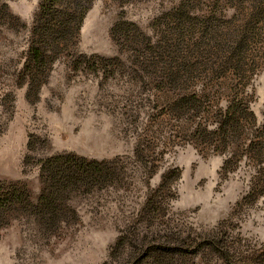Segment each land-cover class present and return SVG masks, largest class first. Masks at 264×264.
<instances>
[{
	"label": "rangeland",
	"instance_id": "1",
	"mask_svg": "<svg viewBox=\"0 0 264 264\" xmlns=\"http://www.w3.org/2000/svg\"><path fill=\"white\" fill-rule=\"evenodd\" d=\"M41 3L0 27V190L36 207L67 155L109 179L17 213L0 264H264V0H95L31 94Z\"/></svg>",
	"mask_w": 264,
	"mask_h": 264
},
{
	"label": "trees",
	"instance_id": "2",
	"mask_svg": "<svg viewBox=\"0 0 264 264\" xmlns=\"http://www.w3.org/2000/svg\"><path fill=\"white\" fill-rule=\"evenodd\" d=\"M9 0H0V27L19 29V20L10 13ZM95 0H42L40 11L32 27L34 38L30 46L25 76L29 92L37 94L48 77L52 55L57 54L63 43L78 36L84 20ZM51 186L42 194L39 204L31 206L25 194L16 188L0 190V233L19 212L31 208L40 211L50 221L57 216L58 202L71 187L108 181L104 164L88 163L73 155L59 156L47 161L42 168ZM63 193V194H62ZM69 197H67V200Z\"/></svg>",
	"mask_w": 264,
	"mask_h": 264
}]
</instances>
